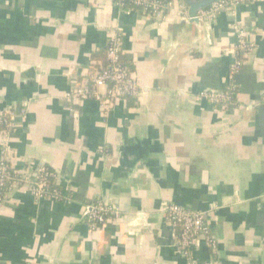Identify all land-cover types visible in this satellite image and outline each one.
<instances>
[{"label":"crops","instance_id":"0c3cea01","mask_svg":"<svg viewBox=\"0 0 264 264\" xmlns=\"http://www.w3.org/2000/svg\"><path fill=\"white\" fill-rule=\"evenodd\" d=\"M235 24L254 51L231 80ZM113 36L139 97L68 106L64 96L105 68ZM228 85V109L201 99ZM3 107L12 172L43 165L61 196L6 195L0 264H187L163 215L171 204L205 213L217 241L215 252L200 241L194 264H264V0L199 23L170 12L157 22L112 0H0ZM95 201L121 221L90 232Z\"/></svg>","mask_w":264,"mask_h":264},{"label":"built area","instance_id":"2783aa9c","mask_svg":"<svg viewBox=\"0 0 264 264\" xmlns=\"http://www.w3.org/2000/svg\"><path fill=\"white\" fill-rule=\"evenodd\" d=\"M116 8L121 10L123 3H130L134 9L123 10L125 13L137 12L148 16L152 20L161 22L165 19V13L170 12L178 15L184 20L191 19L188 16V8L179 0H112ZM257 0H218L205 9L199 10L192 19L208 20L217 13L234 10L241 6ZM237 34V41L230 49L231 63L229 66L228 78L234 80L244 65L246 58L254 51L253 45L247 41V37L241 30L239 24L233 26ZM240 56V59L237 57ZM108 66L102 70L92 73L84 78L83 83L75 86L64 98L70 107L84 103L88 99L96 101L103 111L110 109L113 102H126L129 98L139 97L138 85L133 79V74L127 67L121 64V41L119 37L113 36L109 39L106 51ZM233 96H228L222 91H207L201 99L208 101L221 109H228L231 106ZM14 128V118L11 114H0V130L2 134V145L0 150V208L6 204V195L17 187H27L29 193L36 200H60V192H47V179L54 181L51 171L43 166L36 167L34 173L18 174L13 173L9 162L12 152L10 150V133ZM55 184V182H54ZM56 185V184H55ZM167 225L175 233V243L181 257L187 264H194L192 252L200 241L206 247L215 252L217 241L210 233L206 214L191 211L178 205H168L163 210ZM121 211L101 201H95L86 207L83 220L90 232L106 227H115V224L122 219ZM177 232V234H176Z\"/></svg>","mask_w":264,"mask_h":264},{"label":"water","instance_id":"95a60500","mask_svg":"<svg viewBox=\"0 0 264 264\" xmlns=\"http://www.w3.org/2000/svg\"><path fill=\"white\" fill-rule=\"evenodd\" d=\"M184 5L187 6L188 8V16L191 18L188 21L189 22H194V23H199L200 20L198 19H192L193 17H195L196 13L201 10L204 9L206 7H209L211 4H213L214 2L218 1V0H180ZM9 109H6V107H3L2 109H0L1 113H9L8 111ZM133 164L130 162L128 164L125 165V167L127 168H131ZM108 204V203H106ZM110 205V204H108ZM175 205V204H174ZM131 222L132 224L134 223H138L139 220H137L136 217L131 216Z\"/></svg>","mask_w":264,"mask_h":264},{"label":"trees","instance_id":"16d2710c","mask_svg":"<svg viewBox=\"0 0 264 264\" xmlns=\"http://www.w3.org/2000/svg\"><path fill=\"white\" fill-rule=\"evenodd\" d=\"M170 0H163V2H168ZM207 8V7H206ZM122 9L123 10H127V9H134V7L128 3V2H124L123 3V6H122ZM205 9V8H204ZM101 53V52H100ZM103 53V58L105 59V49L102 51ZM238 59H240V56L237 57ZM121 64L124 66V67H127V65L124 63V61L121 59ZM108 66V62H106L105 64V67ZM104 69V68H102ZM129 70V68H128ZM129 72L131 73V71L129 70ZM230 85V84H229ZM226 86L224 89H223V93H226L228 96H233L232 99H234V96L237 92L236 88H232L230 86ZM129 102V101H128ZM133 105V104H132ZM130 105V106H132ZM52 173V172H51ZM46 188H47V192H50V193H53V192H57L59 193V188L54 184V181L52 179H47V185H46ZM177 234V232H176Z\"/></svg>","mask_w":264,"mask_h":264}]
</instances>
